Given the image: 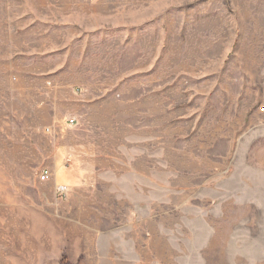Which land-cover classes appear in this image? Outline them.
Instances as JSON below:
<instances>
[{"label":"rangeland","instance_id":"1","mask_svg":"<svg viewBox=\"0 0 264 264\" xmlns=\"http://www.w3.org/2000/svg\"><path fill=\"white\" fill-rule=\"evenodd\" d=\"M0 264H264V0H0Z\"/></svg>","mask_w":264,"mask_h":264},{"label":"built area","instance_id":"2","mask_svg":"<svg viewBox=\"0 0 264 264\" xmlns=\"http://www.w3.org/2000/svg\"><path fill=\"white\" fill-rule=\"evenodd\" d=\"M69 123H70V124H74V123H75V119H74V118L69 119ZM47 175H48V172H47V171H45V172L42 174V176H43L44 179L47 177Z\"/></svg>","mask_w":264,"mask_h":264}]
</instances>
